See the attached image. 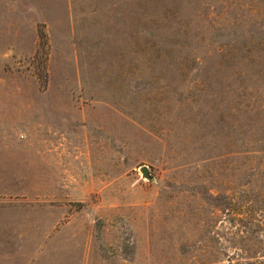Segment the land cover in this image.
<instances>
[{
  "label": "rangeland",
  "instance_id": "1",
  "mask_svg": "<svg viewBox=\"0 0 264 264\" xmlns=\"http://www.w3.org/2000/svg\"><path fill=\"white\" fill-rule=\"evenodd\" d=\"M246 209L264 0H0V264H230Z\"/></svg>",
  "mask_w": 264,
  "mask_h": 264
},
{
  "label": "trees",
  "instance_id": "2",
  "mask_svg": "<svg viewBox=\"0 0 264 264\" xmlns=\"http://www.w3.org/2000/svg\"><path fill=\"white\" fill-rule=\"evenodd\" d=\"M261 212V211H259ZM231 219L240 222V227L234 233L245 234L247 240L242 247L234 252L235 259L230 264H264V220L262 216L255 217L248 209L233 212Z\"/></svg>",
  "mask_w": 264,
  "mask_h": 264
},
{
  "label": "water",
  "instance_id": "3",
  "mask_svg": "<svg viewBox=\"0 0 264 264\" xmlns=\"http://www.w3.org/2000/svg\"><path fill=\"white\" fill-rule=\"evenodd\" d=\"M140 171H141V173L143 174V176H145V177H147V178H149V179L152 178V176H151V174L148 172V169L146 168V166H144V165L140 166Z\"/></svg>",
  "mask_w": 264,
  "mask_h": 264
}]
</instances>
